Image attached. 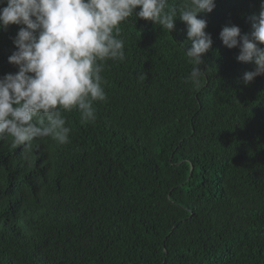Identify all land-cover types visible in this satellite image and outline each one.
<instances>
[{
  "label": "trees",
  "instance_id": "16d2710c",
  "mask_svg": "<svg viewBox=\"0 0 264 264\" xmlns=\"http://www.w3.org/2000/svg\"><path fill=\"white\" fill-rule=\"evenodd\" d=\"M215 3L201 86L185 23L133 16L95 122L66 113L70 143L33 141L27 161L0 141V264H264V75L245 85L254 64L219 36L250 33L261 0ZM19 27L0 31V76Z\"/></svg>",
  "mask_w": 264,
  "mask_h": 264
},
{
  "label": "clouds",
  "instance_id": "9594fccd",
  "mask_svg": "<svg viewBox=\"0 0 264 264\" xmlns=\"http://www.w3.org/2000/svg\"><path fill=\"white\" fill-rule=\"evenodd\" d=\"M215 7V0H0V31L21 26L7 57L17 71L0 76V141L13 149L23 146L21 158L27 161L33 141L70 143L66 113L76 110L81 124L95 122L94 104L107 101L102 73L108 61L126 59L121 25L133 16L169 33L177 18L185 23L181 45L192 65L185 82L201 86L205 73L199 66L213 40L198 14ZM250 21V33L241 34L237 25L219 33L227 48H239L238 61L254 64L243 74L245 85L264 75V0Z\"/></svg>",
  "mask_w": 264,
  "mask_h": 264
}]
</instances>
